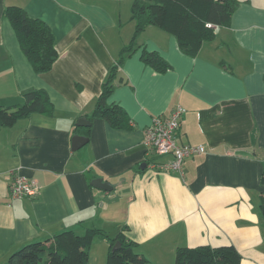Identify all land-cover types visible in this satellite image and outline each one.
I'll return each instance as SVG.
<instances>
[{
	"label": "crops",
	"instance_id": "crops-1",
	"mask_svg": "<svg viewBox=\"0 0 264 264\" xmlns=\"http://www.w3.org/2000/svg\"><path fill=\"white\" fill-rule=\"evenodd\" d=\"M133 1L0 0V100L44 90L54 105L52 116L0 130V264L29 243L88 228L124 232L151 264H175L178 247L199 246H233L241 264H264V0H237L230 26L195 57L158 27L136 36ZM10 6L53 31L58 59L49 72L36 73L21 51L4 18ZM131 44L107 100L126 113L128 128L95 119L87 144L73 151V138L87 137L78 121H89ZM143 50L158 52L170 70H155ZM177 107V141L206 152L187 158L182 173H158L151 165L171 156L146 148L145 129ZM17 174L39 183L37 198H11ZM95 179L113 189L93 187ZM108 251L96 239L91 264H107Z\"/></svg>",
	"mask_w": 264,
	"mask_h": 264
},
{
	"label": "trees",
	"instance_id": "trees-1",
	"mask_svg": "<svg viewBox=\"0 0 264 264\" xmlns=\"http://www.w3.org/2000/svg\"><path fill=\"white\" fill-rule=\"evenodd\" d=\"M237 7V0H134L131 18L136 24V36L151 26L158 27L175 37L185 54L195 57L203 43L215 37L216 31L207 25L230 26ZM4 18L12 25L20 49L34 71L38 74L49 72L58 59L55 35L50 27L16 6L7 7ZM133 44L123 49L117 65L103 83L97 106L89 118L90 126L77 128L84 131L87 137L91 135V124L95 119L106 120L114 129L129 126L126 113L117 105H109L107 100L115 89L119 68L126 60V54L133 49ZM142 58L158 72L164 73L171 68L158 52L143 50ZM33 114H54V105L46 91L32 90L20 96L1 99L0 130L13 127ZM260 183L264 188V171ZM259 206L264 218V190ZM98 238L109 243L107 264H151L143 254L137 252V243L124 232L113 238L98 228H88L81 235L67 230L47 241L29 243L13 253L8 264H90V248ZM117 242L120 246L114 249ZM241 261V254L233 246L178 247L175 254V264H241Z\"/></svg>",
	"mask_w": 264,
	"mask_h": 264
},
{
	"label": "built area",
	"instance_id": "built-area-1",
	"mask_svg": "<svg viewBox=\"0 0 264 264\" xmlns=\"http://www.w3.org/2000/svg\"><path fill=\"white\" fill-rule=\"evenodd\" d=\"M207 27L215 31L218 29L212 24H208ZM183 114L184 110L177 107L167 116L153 117L151 124L145 129L146 148L158 157L171 156L166 162L151 165L158 173H182L187 158L206 152L204 146L181 145L177 141ZM9 191L12 199H33L40 195L41 187L36 180L17 174L14 175Z\"/></svg>",
	"mask_w": 264,
	"mask_h": 264
},
{
	"label": "water",
	"instance_id": "water-1",
	"mask_svg": "<svg viewBox=\"0 0 264 264\" xmlns=\"http://www.w3.org/2000/svg\"><path fill=\"white\" fill-rule=\"evenodd\" d=\"M77 126L86 128V127L90 126V122L87 120L86 117H83L82 119H80L78 121ZM88 140H89L88 137L76 135L72 141V150L73 151L80 150L81 148H83L87 144ZM91 184L93 187L101 189L105 192H109L113 189L111 183L104 182L102 179H95L92 181ZM119 246H120V243L117 242L114 246V249H117Z\"/></svg>",
	"mask_w": 264,
	"mask_h": 264
},
{
	"label": "rangeland",
	"instance_id": "rangeland-1",
	"mask_svg": "<svg viewBox=\"0 0 264 264\" xmlns=\"http://www.w3.org/2000/svg\"><path fill=\"white\" fill-rule=\"evenodd\" d=\"M112 237L114 238L115 236H113V235H112ZM137 252H139V251L137 250ZM146 258H147V259H148V261H149V258H148V257H146ZM90 264H91V262H90Z\"/></svg>",
	"mask_w": 264,
	"mask_h": 264
}]
</instances>
